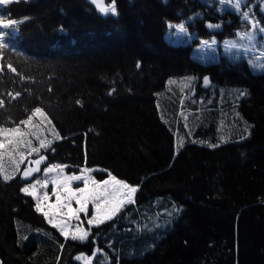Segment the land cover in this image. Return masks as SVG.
<instances>
[{
    "label": "trees",
    "instance_id": "16d2710c",
    "mask_svg": "<svg viewBox=\"0 0 264 264\" xmlns=\"http://www.w3.org/2000/svg\"><path fill=\"white\" fill-rule=\"evenodd\" d=\"M115 4L106 16L87 0L0 5V19L18 22L0 50V127L39 107L60 137L39 150L43 165L138 186L79 242L46 223L18 174L0 175V264H78L95 247L109 264H264V72L190 58L199 40L243 31L241 14L201 0ZM168 25L194 38L169 44Z\"/></svg>",
    "mask_w": 264,
    "mask_h": 264
},
{
    "label": "snow or ice",
    "instance_id": "6c2138e0",
    "mask_svg": "<svg viewBox=\"0 0 264 264\" xmlns=\"http://www.w3.org/2000/svg\"><path fill=\"white\" fill-rule=\"evenodd\" d=\"M13 0H0V5H7L12 3ZM96 4L97 8L104 14L118 15L115 0L105 7L103 0H92ZM236 8L240 7L239 0L235 4ZM247 16V13H245ZM18 22L16 20H3L0 19V50L8 47L6 38L9 33L5 32L6 29H12ZM180 30H183V26H178ZM209 27H218V25ZM255 28V24L253 25ZM264 32V28L260 29ZM249 39H252L249 36ZM207 43V42H205ZM264 55V54H262ZM264 68V65H261ZM14 70V69H13ZM207 78H205V83H207ZM246 93H241L245 95ZM16 95H19L17 93ZM77 103H80L77 101ZM0 106H3V101H0ZM39 116L41 121L39 124H33V117ZM47 120L48 124L51 125V121L48 120L46 114L39 107L35 108L27 119L22 120L20 124L29 126V130H24L20 126L16 127H0V175L3 176L5 181H9L14 178L13 174H9L5 171L3 160L5 156H8L13 160L15 164V170L19 171V165L24 162L25 154L19 150L23 147L26 148L31 154L32 152H38L39 149L32 147V141L28 139L29 136H35L39 139L40 148H46L50 145L51 141H46L45 139H40L41 129L43 122ZM250 134V133H249ZM55 138L59 139V134L55 133ZM211 147H216L218 145H210ZM13 153H17L16 157H13ZM44 160L41 156L39 160L35 161L37 165ZM37 168L25 169L23 172V179H27L32 175L33 172L38 171ZM58 170V171H57ZM64 166L62 165H52L45 169L46 173L55 172L56 175L52 179V183L56 186L53 190V195L56 196V203L49 205V209L53 210L50 214L49 211L41 207V198L37 195L36 186L41 184V181L37 180L35 183L27 184L20 189L21 192L28 196H32L36 199V211L42 212L48 223L53 224L54 219H56V212L62 213L64 216L74 217L79 220L80 214L88 212V206L91 204L94 208V212L91 218L88 220L89 225H99L105 222V220L111 219L117 212L121 211L125 204L134 203V194L138 190V186H132L125 181L117 179L111 173H108V179L97 181L91 177L90 169H82L81 175H71L63 176ZM83 181V187H72L73 181ZM49 181L45 179L42 186L47 187ZM47 193L44 194V199L47 200ZM73 201L78 205L76 208H72ZM58 227L61 234L67 239L69 232L67 231L69 224L67 221L63 223L54 224ZM89 235V230H85L82 227H78L75 232L71 233V239L73 240H86ZM27 239V237H25ZM62 247V246H61ZM80 259V257H77Z\"/></svg>",
    "mask_w": 264,
    "mask_h": 264
},
{
    "label": "rangeland",
    "instance_id": "374dc122",
    "mask_svg": "<svg viewBox=\"0 0 264 264\" xmlns=\"http://www.w3.org/2000/svg\"><path fill=\"white\" fill-rule=\"evenodd\" d=\"M87 1L95 8V10L98 12L99 15L101 16L110 15V14L102 13L97 8L96 4L92 2V0H87ZM162 1L165 2L166 0H162ZM201 1H204L209 6L213 4L216 9V12H222L224 10H229V9L234 12H239L241 14V18L246 23V28L241 32H237L234 37L224 40L223 43L220 44V46L217 45L215 41H209L207 43H205V41H199L197 44L192 45L190 51V58L192 60L206 64V63L217 62L219 56L222 55V56H226L230 60L243 59L252 73L264 72V68L261 67V65H264V55H262L264 54V32L260 31V29L264 28V19L263 22L261 23L255 17L254 14V10L257 9V11L264 18V0H239L240 3L239 8L235 7L237 0H201ZM103 4L105 7L110 5V4H105L104 2ZM245 13H247V16H245ZM254 24H255V28L253 27ZM207 25L209 27V24ZM178 26L168 25V27L166 28L163 34V39L167 43L173 45L185 44L189 42L190 39L192 38L190 37V35L186 33L184 29L181 31ZM249 36H251L252 39H249ZM205 78L201 80L203 87H206L208 84V82L205 83ZM32 112L28 116H30ZM40 121L41 118L39 116L33 117V124H39ZM18 126H20L24 130H29V126H25L22 124ZM53 133H55L53 126L49 125L47 120H45L42 125L40 139H45L46 141H48L49 135H52ZM28 139L32 141V147L38 148L39 150L43 149L40 148L39 139H37L35 136H29ZM19 151L24 152L25 154L24 162L19 165V171L15 170V164L13 163V160L10 159L8 156H5L3 160L5 171L9 174H13V176L18 174L20 179L23 181L22 187L30 183H35L37 180L41 181V184L36 186V192L37 195L41 198V207L49 211L50 214H52L53 210L49 209L48 206L56 203V196L53 195V190L56 186L51 182L53 177L56 175V173L55 172L46 173L45 169L51 167L52 165H62V164L43 165L45 162V158H44V160L41 161L39 165H37L35 161L39 160L40 157L43 156L42 154H39V151L32 152L31 154H29L28 150L23 147ZM16 156L17 153H13V157ZM37 167L39 170L33 172L30 177H28L27 179L22 178L25 169L37 168ZM82 169H80L78 172L75 173H69L66 171V166H64L62 175L63 176L81 175ZM87 169L91 170L90 172L91 177L97 181L102 182L103 180L108 179V173L106 177H104L103 179H98L96 177V174L101 171V169L99 168L89 167ZM45 179L49 181L47 187L42 186L43 181ZM83 186L84 184L82 180L72 182L73 188L83 187ZM45 193H47L48 195L47 200L44 199ZM23 194L26 195L25 193ZM30 197L34 202L36 209V199L32 196ZM157 200L163 203V205L166 204L163 197H156L152 201H157ZM165 200H168L170 201V203L176 205L175 202L172 201L171 199L165 198ZM76 207H78V205L73 201L72 208H76ZM164 209L166 211L165 212L166 216L171 215V213L166 209V207ZM93 212H94V208L91 204L88 206L87 214L81 213L79 220H76L74 217L64 216L62 213L56 212L55 213L56 219H54L53 224L48 223V220L45 218L42 212H38V213H40L44 217L47 224L55 228L59 232V234L64 238L65 236L61 234L59 228L55 227L54 224L63 223L64 221H67L69 224V227L67 229V231L69 232L68 239L73 240L71 239V233L75 232L78 227H82L85 230H88L89 227L95 226L88 224V220L91 218ZM74 241L82 242L81 240L78 239ZM77 257H80V259H77ZM73 261L78 264H109L110 257L106 255L102 250H99L97 247H95L90 255L77 254L73 257Z\"/></svg>",
    "mask_w": 264,
    "mask_h": 264
}]
</instances>
